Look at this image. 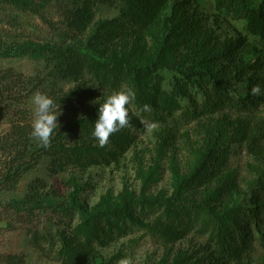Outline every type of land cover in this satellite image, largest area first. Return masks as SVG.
Listing matches in <instances>:
<instances>
[{
  "label": "trees",
  "instance_id": "obj_1",
  "mask_svg": "<svg viewBox=\"0 0 264 264\" xmlns=\"http://www.w3.org/2000/svg\"><path fill=\"white\" fill-rule=\"evenodd\" d=\"M53 1L0 0V9L39 16ZM61 1L70 41L0 40V58L27 56L42 61L45 70L27 78L0 71V104H6L0 107V116H8L10 124L0 149L11 155L0 171V192L14 190L44 159L50 160L49 171L55 174L116 162L130 144L127 131L139 127L143 118L208 128L183 175L172 159L168 198L135 197L124 189L115 197L107 192L87 207L80 198L83 189L73 178L69 180L73 192L62 202L50 198L47 185L36 179L21 200L8 203L13 214L49 211L76 219L68 231L55 232V256L61 264H103L97 246L141 230L165 244L191 233L205 239L208 257L195 259L179 252L170 263L158 264H244L257 249L264 251V179L256 178L240 191L228 168L235 143L246 142L248 150L261 157L259 138L245 132L229 138L224 128L228 115L253 116L264 106V0H209L211 14H204L200 0ZM95 2L114 5L117 17L92 25ZM89 28L84 43L72 40ZM71 81L77 84L64 93L59 85ZM257 85L262 94L253 95L251 89ZM127 89L135 93L129 126L101 147L92 137L103 103L96 98L101 91ZM37 93L54 101L55 112L74 113L76 102L95 103L85 118L58 125L45 148L32 137L33 121L24 108L25 99ZM143 105H150L151 112H141ZM71 140L73 144L68 143ZM157 175L153 169L144 177L145 186L157 182ZM199 190L202 200L187 196ZM15 259L7 255L3 262L16 264Z\"/></svg>",
  "mask_w": 264,
  "mask_h": 264
},
{
  "label": "rangeland",
  "instance_id": "obj_2",
  "mask_svg": "<svg viewBox=\"0 0 264 264\" xmlns=\"http://www.w3.org/2000/svg\"><path fill=\"white\" fill-rule=\"evenodd\" d=\"M204 14L212 13L209 0H200ZM61 0H54L41 15L18 14L11 9H0V40L9 44L12 42L58 43L60 39L70 41L66 37L70 31L66 28L65 18L62 16ZM93 24L99 21H111L117 17L114 5L96 3L92 6ZM169 10V8H168ZM92 27V26H91ZM90 27V28H91ZM88 29L84 34L73 35L74 42L84 43L90 34ZM61 37V38H60ZM11 70L23 77H35L45 74L42 61L27 56L12 55L0 58V71ZM77 83L72 81L59 85L64 93L71 91ZM1 89V87H0ZM112 95L104 91L99 92L97 101H104ZM3 99V97H0ZM32 98L25 99L26 116L33 121L35 109ZM94 102L81 101L75 103L74 113L69 110L56 111L57 124L63 125L71 120L83 119L92 110ZM5 101L0 107L5 106ZM2 112L0 111V115ZM13 117V114H10ZM238 118V120H237ZM8 116H0V143L10 131ZM238 121V122H237ZM154 122L140 119V126L129 128L127 133L131 138L126 150L116 162L108 165L91 166L85 170L66 168L55 174L49 171L50 160L44 159L31 172L26 173L18 186L9 192H0V264L7 255H15L16 264H61L56 260L57 243L55 232L57 229L68 231L76 223L69 218L52 214L51 212H34L33 216H16L8 207L13 200H21L27 191V186L34 180L40 179L47 185L49 197L58 201H66L73 192L69 180L73 178L81 187V201L87 207H93L107 192L117 196L127 189L135 197L144 196L168 198L172 193L171 174L169 170L172 159L176 162L180 173H185L186 167L192 162L194 151L202 143L206 128L201 124L178 126L174 123H154L156 128L148 130V125ZM224 128L229 138L237 133L246 135L257 133L259 138L257 148L261 157H255L247 148L246 142L235 143L234 154L228 159V168L233 175L234 186L240 191H246L247 185L256 178L264 179V106L256 115L235 116L228 115ZM73 144L74 140L68 142ZM11 159V155L3 154L0 149V171L2 165ZM153 169L157 172V182L145 186L143 178ZM191 199L202 200L201 191L189 192ZM148 223V220H144ZM53 237V238H52ZM205 250V239L189 234L176 243L165 244L146 230L136 231L125 237L116 239L106 246H97L100 263L103 264H158L162 261L170 263L177 253L193 256L195 259L208 257ZM204 263H206L204 261ZM244 264H264V251L257 249Z\"/></svg>",
  "mask_w": 264,
  "mask_h": 264
},
{
  "label": "clouds",
  "instance_id": "obj_3",
  "mask_svg": "<svg viewBox=\"0 0 264 264\" xmlns=\"http://www.w3.org/2000/svg\"><path fill=\"white\" fill-rule=\"evenodd\" d=\"M253 95L262 94L259 85L251 89ZM135 100V93L131 89L116 92L99 104L98 118L94 123L92 137L103 147L109 141L112 134L129 126V107ZM35 114L32 122V137H34L42 147L47 148L50 139L58 127V115L55 112L54 101L43 94H35L32 98ZM150 105H143L141 112H151ZM156 124L148 125V130L156 128Z\"/></svg>",
  "mask_w": 264,
  "mask_h": 264
}]
</instances>
